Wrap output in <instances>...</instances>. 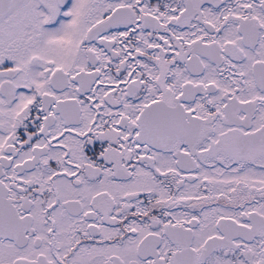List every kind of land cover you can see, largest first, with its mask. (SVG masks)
<instances>
[{
	"label": "snow or ice",
	"instance_id": "obj_1",
	"mask_svg": "<svg viewBox=\"0 0 264 264\" xmlns=\"http://www.w3.org/2000/svg\"><path fill=\"white\" fill-rule=\"evenodd\" d=\"M0 264H264V0H0Z\"/></svg>",
	"mask_w": 264,
	"mask_h": 264
}]
</instances>
